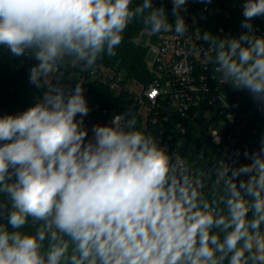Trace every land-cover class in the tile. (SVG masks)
Segmentation results:
<instances>
[{"label": "clouds", "instance_id": "1", "mask_svg": "<svg viewBox=\"0 0 264 264\" xmlns=\"http://www.w3.org/2000/svg\"><path fill=\"white\" fill-rule=\"evenodd\" d=\"M171 3L170 19L154 0H0V48L34 61L40 93L0 115V264H264V135L246 163L237 151L196 172L128 112L86 127L84 84L65 82L115 56L134 21L185 36L188 0ZM241 7L238 36L195 35L220 82L264 112V0Z\"/></svg>", "mask_w": 264, "mask_h": 264}, {"label": "trees", "instance_id": "2", "mask_svg": "<svg viewBox=\"0 0 264 264\" xmlns=\"http://www.w3.org/2000/svg\"><path fill=\"white\" fill-rule=\"evenodd\" d=\"M139 2L140 0H134V4ZM242 2L243 0H212V3L204 4L188 0L187 12H182V15L189 19L193 28H199L201 33L207 30L220 37L224 35L235 37L245 31L240 27L243 20ZM154 3L157 7L163 5L171 19V0H154ZM253 24L264 31V17L256 18ZM142 29L144 28L138 21L130 24L124 33L122 44L116 49V55L109 57L105 54L94 66L102 65L123 72L127 78L146 85L152 78V72L147 63L148 48L137 41V35ZM32 63L34 61L27 57H11L6 49L0 48V115L22 112L39 96V91L28 82L29 68ZM75 68L70 67L63 72L65 82L73 85L76 82L84 84L88 104L99 103L106 109L107 114L103 115L104 118H112L114 114L122 112L134 115L130 95L126 90L115 94L96 79L89 76L79 77L75 74ZM234 92L233 99L238 105L252 100L246 91ZM218 108L217 101L210 95L206 96L201 106L184 114L164 107L162 112L165 118L158 116L154 123L149 119L143 130L154 135L161 144L166 143L170 150L177 152L196 172L210 174L218 160L227 159L224 152L229 139L227 134L222 132L221 141L215 143L207 124L204 123L202 127L197 126L194 116L197 112L204 114L205 110ZM134 116L137 119V127L141 128L140 118ZM215 116L218 117L216 114ZM260 116L261 123L256 128L255 134L246 135L241 132L238 136L233 157L239 151L241 154L239 163H246L243 157L244 143L248 142L251 148L259 146L260 137L264 135V112ZM32 230L30 226L25 229V231Z\"/></svg>", "mask_w": 264, "mask_h": 264}, {"label": "built area", "instance_id": "3", "mask_svg": "<svg viewBox=\"0 0 264 264\" xmlns=\"http://www.w3.org/2000/svg\"><path fill=\"white\" fill-rule=\"evenodd\" d=\"M185 20L188 32L183 37H177L174 32L153 35L144 30L148 36L145 46L150 56L149 59L147 58V63L152 78L146 85L142 84L139 92L126 87V82L133 79L127 78L123 72L102 65L90 69L76 67L75 74L79 77L89 76L96 79L115 94L126 90L130 95L132 112L140 118L142 129L146 127L149 119L154 123L158 116L165 118L162 112L164 107L184 114L201 106L206 96L210 95L217 101L219 108L205 110L204 114H211L205 124L208 126L215 118L223 121L224 125L220 131L208 129L215 143L218 139L219 142L221 141L222 132L227 134L229 143L224 155L230 162L233 159L234 146L238 143V136L241 132L246 135L255 134L256 128L261 123L262 112L257 110L253 100L239 105L234 101L235 90L230 85L221 83L213 71V66L204 62L203 57L208 45L197 39L196 29L192 27L187 17ZM255 28L258 35H264V31ZM226 104H228L227 108L224 107ZM89 107L90 112L85 118V126L89 129L94 124H106L111 120L103 117L107 111L99 103H90ZM204 114L195 113L194 120ZM178 126L181 128L180 125ZM162 145L170 153L178 155L174 150H170L166 143ZM258 147L251 148L248 142L243 145L244 151H252Z\"/></svg>", "mask_w": 264, "mask_h": 264}, {"label": "rangeland", "instance_id": "4", "mask_svg": "<svg viewBox=\"0 0 264 264\" xmlns=\"http://www.w3.org/2000/svg\"><path fill=\"white\" fill-rule=\"evenodd\" d=\"M147 40H148V36H147L146 32L144 31V29H142L137 35V41H139L143 45H146ZM149 58H150V56L148 54V59ZM126 87L132 91L139 92L142 89V84L139 82H136L135 80H128L126 82ZM210 115H211L210 113H206L202 116H198L196 118L197 126L201 127L207 121V119L209 118ZM223 125H224V123L220 118H215L208 124V128L211 131L212 130L220 131V129L222 128Z\"/></svg>", "mask_w": 264, "mask_h": 264}]
</instances>
